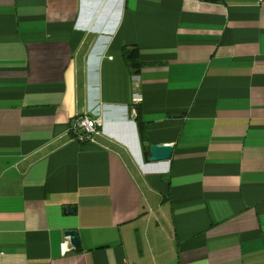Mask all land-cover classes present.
I'll return each mask as SVG.
<instances>
[{
	"label": "crops",
	"instance_id": "crops-1",
	"mask_svg": "<svg viewBox=\"0 0 264 264\" xmlns=\"http://www.w3.org/2000/svg\"><path fill=\"white\" fill-rule=\"evenodd\" d=\"M262 3L0 0V264H264Z\"/></svg>",
	"mask_w": 264,
	"mask_h": 264
},
{
	"label": "trees",
	"instance_id": "trees-1",
	"mask_svg": "<svg viewBox=\"0 0 264 264\" xmlns=\"http://www.w3.org/2000/svg\"><path fill=\"white\" fill-rule=\"evenodd\" d=\"M206 2L218 3L221 0H204ZM122 59L131 75L138 73L140 69L139 51L135 46H126L121 50ZM134 122L137 128L138 139L140 143L141 155L144 162H147L149 153V146L146 144V126L147 124L142 120L139 110L136 108V117Z\"/></svg>",
	"mask_w": 264,
	"mask_h": 264
},
{
	"label": "built area",
	"instance_id": "built-area-1",
	"mask_svg": "<svg viewBox=\"0 0 264 264\" xmlns=\"http://www.w3.org/2000/svg\"><path fill=\"white\" fill-rule=\"evenodd\" d=\"M264 4V3H262ZM132 106L130 112L135 115V106L138 103V99L134 97L132 99ZM100 120L97 118H91L87 115L77 116L72 123L71 132L75 133L76 138L80 142H95L96 137L100 135L99 127Z\"/></svg>",
	"mask_w": 264,
	"mask_h": 264
},
{
	"label": "water",
	"instance_id": "water-1",
	"mask_svg": "<svg viewBox=\"0 0 264 264\" xmlns=\"http://www.w3.org/2000/svg\"><path fill=\"white\" fill-rule=\"evenodd\" d=\"M173 147L170 145L152 144L149 146L150 163H158L168 161L172 155ZM68 212H72V208H68ZM64 236L68 238L69 244L73 248L78 247V237L75 230H69L64 233Z\"/></svg>",
	"mask_w": 264,
	"mask_h": 264
}]
</instances>
